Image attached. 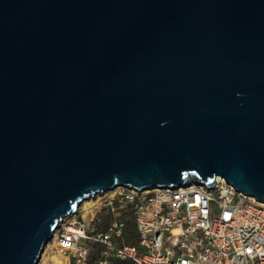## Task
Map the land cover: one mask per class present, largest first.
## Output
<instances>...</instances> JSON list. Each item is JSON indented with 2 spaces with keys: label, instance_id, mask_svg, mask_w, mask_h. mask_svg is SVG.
Instances as JSON below:
<instances>
[{
  "label": "water",
  "instance_id": "1",
  "mask_svg": "<svg viewBox=\"0 0 264 264\" xmlns=\"http://www.w3.org/2000/svg\"><path fill=\"white\" fill-rule=\"evenodd\" d=\"M264 203V0H0V264H37L115 186Z\"/></svg>",
  "mask_w": 264,
  "mask_h": 264
},
{
  "label": "built area",
  "instance_id": "2",
  "mask_svg": "<svg viewBox=\"0 0 264 264\" xmlns=\"http://www.w3.org/2000/svg\"><path fill=\"white\" fill-rule=\"evenodd\" d=\"M96 194L59 222L46 251L67 264H264V203L223 178L211 188L117 186Z\"/></svg>",
  "mask_w": 264,
  "mask_h": 264
},
{
  "label": "rangeland",
  "instance_id": "3",
  "mask_svg": "<svg viewBox=\"0 0 264 264\" xmlns=\"http://www.w3.org/2000/svg\"><path fill=\"white\" fill-rule=\"evenodd\" d=\"M93 201H90L89 202L90 204H88V205H91ZM86 206L87 205H82L80 207H81V209H85ZM83 213L84 212H82V214H80V215H83ZM84 216H85V214H84ZM84 219L86 221H88V218L86 216H85ZM131 239H132V236L130 235L127 240L131 241ZM46 248H47V246L44 247V249H46ZM60 256H61V254H59V253L51 252L49 250L48 251H44L42 253V255L40 256V259H39L37 264H67L66 258L65 257H60ZM56 258H58V259H56Z\"/></svg>",
  "mask_w": 264,
  "mask_h": 264
},
{
  "label": "bare ground",
  "instance_id": "4",
  "mask_svg": "<svg viewBox=\"0 0 264 264\" xmlns=\"http://www.w3.org/2000/svg\"><path fill=\"white\" fill-rule=\"evenodd\" d=\"M218 179H219V177H217L215 180H218ZM116 187H117V186H115L113 189H115ZM113 189H112V190H113ZM92 197H93V198H96V197H97V194H94ZM92 197H88V198L83 199V200L81 201V203L78 205V207L76 208L75 212L78 211V209L80 208V206L90 204L89 202L91 201V198H92ZM70 215H71V213L69 214V216H70ZM65 218H66V217H65ZM65 218H62V219H61V223L64 221ZM58 226H59V223L57 224V226H56V228H55V230H54V232H53L51 238L46 242L45 246H47V248H48V246H50V244L52 243V241H53V237H54V234H55V231H56V229L58 228ZM45 246H44V247H45ZM44 251H46V249L43 248L42 253H43ZM42 253H41V255H42ZM41 255H40V256H41ZM60 257H63V256L61 255ZM56 259H58V258H56Z\"/></svg>",
  "mask_w": 264,
  "mask_h": 264
}]
</instances>
